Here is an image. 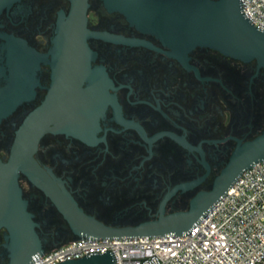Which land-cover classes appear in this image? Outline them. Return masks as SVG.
<instances>
[{
	"label": "flooded vegetation",
	"instance_id": "obj_1",
	"mask_svg": "<svg viewBox=\"0 0 264 264\" xmlns=\"http://www.w3.org/2000/svg\"><path fill=\"white\" fill-rule=\"evenodd\" d=\"M84 136L48 133L34 156L89 216L115 228L187 211L212 189L239 141L264 131V69L197 47L177 53L104 0H88ZM70 0H18L0 13V102L20 101L0 119L8 163L25 119L55 81V41ZM80 131V130H79ZM19 186L45 251L76 238L52 200L20 173ZM197 183L193 187L187 185ZM0 230V264H8Z\"/></svg>",
	"mask_w": 264,
	"mask_h": 264
},
{
	"label": "water",
	"instance_id": "obj_2",
	"mask_svg": "<svg viewBox=\"0 0 264 264\" xmlns=\"http://www.w3.org/2000/svg\"><path fill=\"white\" fill-rule=\"evenodd\" d=\"M18 0H0L2 9ZM70 14L55 41V81L47 99L23 122L16 134L8 163L0 160V230L5 228L8 264H32L43 254L34 215L28 211L19 186L24 174L56 205L77 239L90 241L120 238L184 236L191 233L234 186L242 174L264 161V131L255 139L239 141L230 163L215 179L210 191L199 192L187 211L141 223L115 228L81 210L62 190L53 176L34 158L41 139L48 133L84 136L77 129L86 108L81 78L88 66V0H70ZM110 11H118L141 31L158 37L177 53L188 55L206 47L242 63L256 62L264 69V30L245 15L241 0H104ZM20 101H1L0 119L9 115ZM84 111V112H83ZM197 183L185 187H193ZM59 264H117L111 251L90 252L84 258Z\"/></svg>",
	"mask_w": 264,
	"mask_h": 264
},
{
	"label": "built area",
	"instance_id": "obj_3",
	"mask_svg": "<svg viewBox=\"0 0 264 264\" xmlns=\"http://www.w3.org/2000/svg\"><path fill=\"white\" fill-rule=\"evenodd\" d=\"M246 17L264 30V0H241ZM111 251L117 264H264V161L245 171L188 235L75 239L44 251L32 264H59Z\"/></svg>",
	"mask_w": 264,
	"mask_h": 264
}]
</instances>
